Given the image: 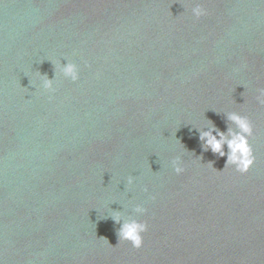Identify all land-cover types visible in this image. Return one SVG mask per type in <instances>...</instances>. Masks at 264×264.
<instances>
[{
  "label": "water",
  "instance_id": "water-1",
  "mask_svg": "<svg viewBox=\"0 0 264 264\" xmlns=\"http://www.w3.org/2000/svg\"><path fill=\"white\" fill-rule=\"evenodd\" d=\"M66 59L79 80L45 92ZM260 89L264 0H0V264H264ZM229 112L244 174L195 129ZM113 211L147 223L141 248Z\"/></svg>",
  "mask_w": 264,
  "mask_h": 264
},
{
  "label": "clouds",
  "instance_id": "clouds-1",
  "mask_svg": "<svg viewBox=\"0 0 264 264\" xmlns=\"http://www.w3.org/2000/svg\"><path fill=\"white\" fill-rule=\"evenodd\" d=\"M192 15L199 19L207 15V9L202 3H195L191 9ZM66 63H54L55 75L49 79L47 75H41V88L48 93L55 92V80L57 75H62L65 79H70L72 82L79 80V68L77 64L66 59ZM257 101L264 105V89L259 90ZM227 121L234 127H227L226 131L218 129L211 121L210 127L196 128L199 134V140L202 143L204 151H211L213 154H218L219 157H227L225 168L233 166L235 170L241 174L247 173L250 167L255 162L252 146L249 142V137L253 135V127L250 120L246 116H242L237 112H229L226 114ZM225 146L227 152L225 151ZM174 172L177 175L185 171L183 162L179 156L171 161ZM224 168V169H225ZM223 169V171H224ZM217 171V170H216ZM219 171V172H223ZM133 183V178H128V184ZM133 211L136 214H143L146 209L137 205ZM113 220L120 224L118 230L119 242H130L133 248L139 249L143 246V233L148 230L146 222H141L135 218H124L120 212L113 211ZM104 239V238H103ZM109 244V243H108ZM110 245V244H109Z\"/></svg>",
  "mask_w": 264,
  "mask_h": 264
}]
</instances>
